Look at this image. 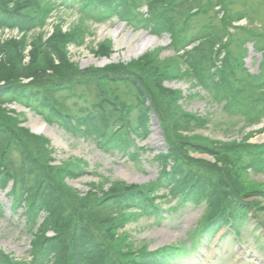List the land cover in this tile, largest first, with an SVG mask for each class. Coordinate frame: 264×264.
I'll return each instance as SVG.
<instances>
[{
    "label": "rangeland",
    "instance_id": "rangeland-1",
    "mask_svg": "<svg viewBox=\"0 0 264 264\" xmlns=\"http://www.w3.org/2000/svg\"><path fill=\"white\" fill-rule=\"evenodd\" d=\"M134 2V6L126 7V13H135L138 21L145 22L144 28L115 18L103 21L85 18L74 7L55 3L44 19L42 32L33 31L23 38L15 31L0 30V46L9 40L21 41L22 57L19 53L18 59L21 62L15 66L24 67L26 72L36 67L58 80L54 73L64 67L63 63L54 59L49 64L46 57L31 54L34 40L38 37L45 40L54 34L66 38L62 43L56 35L55 43L60 44L58 47L71 70L84 72L89 68L124 66V74L133 80H124V85L112 90L119 98L117 106L122 107L120 102H124V154L98 149L91 139L62 133L22 102L6 104L4 109L18 120L26 118L17 125L29 135L42 138L48 153L55 158L53 164L59 163L76 173V178L63 180L71 193L82 197L93 187L99 189L95 194L102 196L113 184L120 183L124 194L137 192L153 199L150 205L154 207L150 210H157L153 215L140 206L124 207V217L127 216L124 220H129L118 235L124 238V251H135L134 262L143 249L161 252L179 244L177 250H183L191 247V240L197 237L198 245H194L189 256L180 258L181 263L184 264V259L187 264H255V259L262 263L264 170L248 169L247 165L257 157L256 149H264V0ZM122 36L124 42L116 43ZM152 37L155 38L152 44L142 52L124 57L128 52L126 44L134 45L142 38ZM115 55L118 56L113 58ZM102 60L105 63L99 64ZM3 82L0 81V86ZM94 85L75 89L76 97L70 101L77 106L67 109L75 113L90 109L96 112L98 92ZM30 116L61 134L58 136L62 145L34 130L28 124ZM112 121L111 125L118 123V118L113 116ZM207 145L212 148H206ZM223 155L231 173L224 172L220 182L223 190L229 192L228 198L243 203L244 212L238 211L237 215H245L244 223L231 221L239 225L236 238L227 229L221 230L222 219L211 222V231L202 233L222 202H228L227 198L216 199L215 210L206 198L178 200L168 188L171 184L167 185L171 170L180 160L210 164L216 162V156ZM20 157L14 150L9 159L17 164ZM17 217L18 214L9 216L2 208L0 248L14 257L26 258L28 240L36 230L35 227L24 230L27 227L24 220ZM42 220L38 219V223ZM29 221L32 225L30 217ZM214 232L218 233L209 237ZM197 252L199 257L195 258ZM172 264H179L178 260Z\"/></svg>",
    "mask_w": 264,
    "mask_h": 264
},
{
    "label": "trees",
    "instance_id": "trees-1",
    "mask_svg": "<svg viewBox=\"0 0 264 264\" xmlns=\"http://www.w3.org/2000/svg\"><path fill=\"white\" fill-rule=\"evenodd\" d=\"M56 1L0 0V30L7 28L12 31L16 29L17 33H20L23 38H26V35L33 31L42 32L44 19L50 9L56 5ZM62 1L66 3L74 2L76 6H90L99 16L113 14L119 20L124 19L134 25H146L141 19L138 21L135 13H126V7L129 5L134 6L135 0ZM92 16L94 15L92 14ZM94 18L98 19L100 17L95 15ZM56 35L58 36V34ZM56 35L54 34L53 37L45 40L43 37L34 40L32 43V48H34L31 54L32 56L46 57V62L49 64L53 63L54 59H58L60 63H63V68L54 71V75L58 77V80L53 79L55 77L47 76L44 71L36 67H30L26 72L24 67L17 68L15 66L21 62V60L18 61L20 54L22 57L23 45L20 40H9L4 43L5 46H0V53L4 55L0 56V59H2L0 63V81H4V84L0 86V177L2 175L5 180L10 177L14 178L16 189L28 192L30 205L36 208L41 207L47 212L43 225L31 240L32 256L36 259L32 264H167L168 259L179 252L176 248V246L179 247V244L171 248L168 247L169 249L164 248L161 252H148L142 248L143 252L134 262L135 258H132V254L135 251H124V238L118 235V230H121L124 223L129 220H124L127 216L124 217L123 208L137 205L143 208L144 211H151L150 214L153 215L152 212L157 210H150L154 207L150 205L153 202L152 198L142 197L137 192L135 194H124V186L120 183L113 184L108 192H102V196L96 195L95 193L99 189L93 187H90L89 192L82 197L73 192L71 193L63 181V174L68 175L70 172L69 174L75 175L76 173L62 166L56 168L48 165L51 156L48 155L50 153L42 143V138L29 135L26 129L17 125L20 120L9 115L6 112L7 110L4 109L3 102L6 99L3 95L9 93L15 96L24 95L33 98L38 105L53 108L50 102L53 100L54 90L73 85L76 81L79 86L95 84L94 86L98 92L96 104L100 112L102 111L101 114L104 119L108 116L112 118L114 114L118 118V122H124V115L115 112L117 111L119 98L112 93L113 89L124 84V80H133L124 74V66L115 65L110 69L108 67L103 69L89 68L84 72H80L76 68L71 70L62 55V50L58 47L60 44L58 43V46H56ZM58 39L62 43L66 42L64 36L59 35ZM60 54L63 59H61ZM163 71L166 72V70L160 72ZM111 72H114V74H110ZM157 75L160 78V75ZM25 78H31V80L28 84H20V81ZM108 104L112 105L113 108L108 107L110 112L107 116L103 112ZM121 105L123 107V103ZM71 118L73 117L67 111H63L58 116V121L70 126ZM180 118L182 117L180 116ZM190 119L194 120L193 117ZM195 121L199 120L196 119ZM83 122L84 120L79 119L78 123ZM85 124L87 127L86 133H90L89 129L93 125ZM92 131L98 132V128L95 127ZM109 136H107L108 139ZM110 142L113 146L124 145V137L113 134ZM206 148L212 147L207 145ZM12 149L17 150L21 155V160L17 164L14 159H9L14 151ZM254 153L257 157L251 165L263 171L264 149H256ZM227 161L224 155L222 157L216 156V162L210 164L180 160L167 178V185L171 184L168 188L174 195L181 196L182 199L197 200L206 198L209 205L215 210L217 207L216 199H228V202H222L220 209L209 219L210 223L205 229L210 228L211 222L220 219L226 223L228 220L232 221L234 219L235 221L245 218V215H237L238 211L244 212L242 210L243 203L228 198L229 192L223 190V185L220 182L224 172L231 173L230 164ZM220 162L223 165H219ZM190 164L194 165L188 167L187 165ZM140 192L142 193V190ZM101 211H103L102 214ZM103 221L106 222L103 223ZM107 221L109 222L107 223ZM47 231H52L53 235H46ZM131 260L132 263H130ZM0 264H26V262L8 261L4 258V254L0 252Z\"/></svg>",
    "mask_w": 264,
    "mask_h": 264
},
{
    "label": "bare ground",
    "instance_id": "bare-ground-1",
    "mask_svg": "<svg viewBox=\"0 0 264 264\" xmlns=\"http://www.w3.org/2000/svg\"><path fill=\"white\" fill-rule=\"evenodd\" d=\"M113 34H114V31H113ZM153 38L150 39V38H142L140 39L137 43H135L134 45H131L130 43L126 44L127 47H128V52L127 53H124V57L127 56V54H136L138 52H142L144 49H146V47L148 45H151L152 42H153ZM124 36H122L121 40L117 41L116 43L119 44V42H124ZM118 55H115L113 58H116ZM88 61H91L90 59H88ZM105 63L104 60H102L99 64H103ZM29 125H31V127L34 129V130H38L40 132H43L45 135H48V137H50V139H52L55 143L57 144H60L62 145V142L60 141V136L58 135H61V134H56L49 126L45 125L44 123H42L40 120H38L37 118H34L33 116H30L29 118V122H28ZM62 136V135H61ZM120 174L124 175V171H120ZM256 260V259H255ZM254 260V263L255 264H258L257 261ZM264 262L262 263H259V264H263Z\"/></svg>",
    "mask_w": 264,
    "mask_h": 264
}]
</instances>
